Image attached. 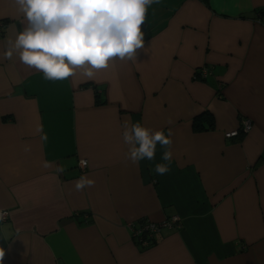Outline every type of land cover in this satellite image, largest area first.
Here are the masks:
<instances>
[{
    "label": "crops",
    "instance_id": "crops-1",
    "mask_svg": "<svg viewBox=\"0 0 264 264\" xmlns=\"http://www.w3.org/2000/svg\"><path fill=\"white\" fill-rule=\"evenodd\" d=\"M261 7L160 0L147 10L135 59L91 79L78 69L48 80L18 54L4 59L27 22L14 0H0V264H264ZM201 66L205 76H195ZM203 109L213 126L193 129ZM241 117L250 127L225 135ZM125 120L171 132L169 172L154 171L167 163L159 143L154 160H127ZM82 175L95 183L77 191ZM173 215L178 224L150 245L131 236L130 222Z\"/></svg>",
    "mask_w": 264,
    "mask_h": 264
},
{
    "label": "clouds",
    "instance_id": "clouds-1",
    "mask_svg": "<svg viewBox=\"0 0 264 264\" xmlns=\"http://www.w3.org/2000/svg\"><path fill=\"white\" fill-rule=\"evenodd\" d=\"M160 0H14L16 10L26 26L14 40L8 41L4 59L11 60L14 53L25 66L42 71L48 80H65L74 77L77 70L86 78L106 69L119 60H133L138 50L145 48L142 25L148 8ZM122 139L128 145L127 160L139 164L142 160L155 159L156 145L165 149L162 159L154 171L163 175L170 171L172 159L171 132L168 135L140 122L122 125ZM42 133V126L37 127ZM47 139L46 134L41 140ZM31 146L24 145L29 152ZM87 166V161L81 162ZM46 166V165H45ZM63 172L62 167L57 169ZM95 181L81 176L75 189L82 191L92 187ZM7 213L0 209V220ZM169 218V217H168ZM4 250L0 248V261Z\"/></svg>",
    "mask_w": 264,
    "mask_h": 264
},
{
    "label": "built area",
    "instance_id": "built-area-1",
    "mask_svg": "<svg viewBox=\"0 0 264 264\" xmlns=\"http://www.w3.org/2000/svg\"><path fill=\"white\" fill-rule=\"evenodd\" d=\"M1 24L2 23L0 21V26H1ZM205 73H206V69L203 66L195 69V71H194L195 76L203 77V76H205ZM249 127H250V119L246 118V117H241L239 120L238 128L227 131L225 133V135H229V136L235 135L238 131L244 132ZM82 161H86V160L84 158H81L78 160V164L81 167H83V165L81 163ZM3 210L7 213L6 209H3ZM177 224H178V218L176 215H173L169 218H164V219H161L159 221H152V220H149L147 218H142L139 220V222H137V224L130 222L128 225H129V229H130L131 234L139 240V239H142L140 237V233L143 230H147L148 235H151V234L153 235L154 233L158 232L162 227H170V226H174V225L176 226ZM141 242L146 243V240L142 239Z\"/></svg>",
    "mask_w": 264,
    "mask_h": 264
},
{
    "label": "trees",
    "instance_id": "trees-1",
    "mask_svg": "<svg viewBox=\"0 0 264 264\" xmlns=\"http://www.w3.org/2000/svg\"><path fill=\"white\" fill-rule=\"evenodd\" d=\"M203 1H206V0H203ZM264 12V7H261L257 10V13H262ZM261 15V14H260ZM259 15V16H260ZM191 126L193 129H207V128H212L213 126V117H212V114L206 110V109H203L201 111H199L198 113L194 114L192 116V119H191ZM242 132L241 131H238L235 135H239L241 134ZM140 220V219H139ZM139 220L137 222H139ZM136 222V224H137ZM131 236L133 237V239L136 241L137 244H140L141 246H148L150 245L152 242H153V239H154V236H155V233L152 235H148L147 234V230H143L141 233H140V237L142 239H145L146 240V243H142V239H137L136 237H134L132 234Z\"/></svg>",
    "mask_w": 264,
    "mask_h": 264
}]
</instances>
